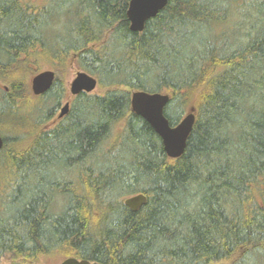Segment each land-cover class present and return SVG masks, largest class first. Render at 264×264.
I'll list each match as a JSON object with an SVG mask.
<instances>
[{"label":"trees","instance_id":"16d2710c","mask_svg":"<svg viewBox=\"0 0 264 264\" xmlns=\"http://www.w3.org/2000/svg\"><path fill=\"white\" fill-rule=\"evenodd\" d=\"M128 2L0 0V259L264 264V0H168L141 32ZM33 51L55 72L39 96L19 76ZM70 58L99 91L74 96L45 130ZM134 90L168 94L171 126L194 109L177 159L132 112ZM33 113L39 131L25 144ZM139 193L131 211L123 201Z\"/></svg>","mask_w":264,"mask_h":264},{"label":"water","instance_id":"95a60500","mask_svg":"<svg viewBox=\"0 0 264 264\" xmlns=\"http://www.w3.org/2000/svg\"><path fill=\"white\" fill-rule=\"evenodd\" d=\"M168 0H129L126 16L131 31L141 32L145 22L154 17ZM55 73L51 69L39 71L32 76L30 88L33 95L46 93L53 85ZM98 85L97 79L85 71L76 72L69 83V93L72 96L80 92L92 93ZM170 96L160 92H146L134 90L130 95V107L133 113L143 118L160 137L163 150L169 159H177L185 149L186 141L195 122L194 109L191 108L179 122L171 126L164 115V108ZM69 109V103L61 106L58 118L63 117ZM4 139L0 135V150L3 147ZM124 204L131 210H138L146 202L144 194L139 193L124 199ZM59 264H101L96 261L67 257Z\"/></svg>","mask_w":264,"mask_h":264},{"label":"rangeland","instance_id":"374dc122","mask_svg":"<svg viewBox=\"0 0 264 264\" xmlns=\"http://www.w3.org/2000/svg\"><path fill=\"white\" fill-rule=\"evenodd\" d=\"M46 1L47 0H22V2L29 3V4L35 5V6L36 5L45 4ZM34 54H35V51L30 52V54L26 55V58H25V63L26 64L25 65H21L22 72H21V75H19L20 77L25 78V79L27 78L28 80H31L33 74H35V73H37L39 71L46 70V69H51V70L54 71L52 62L47 57H44V56H41V55L34 56ZM66 64L67 65L64 68L65 71L64 72H60L59 71L57 76H56L58 79L63 81L66 91H65L64 97L61 99V102H60L57 110L55 111V117L58 115L59 109L61 108V106H63L65 102H69V101L72 100L73 96L69 93V83L73 79V77L75 76L76 72L82 71V69L77 65V63H76L74 58H70L67 61ZM5 83H7V81L5 82V80L0 76V90H1V88L3 86V84H5ZM53 90H56V88L54 87ZM98 91H99V89L97 87L93 91V93H96ZM47 102L48 103H46L45 107H49V106H51L53 104L52 96L47 97ZM39 103L40 102H38V104ZM35 104H36V102H30V105L28 104V106H24L22 108V111L24 112L25 109L30 108V106H34ZM40 105H42V103ZM190 109H191L190 107L187 108V110L185 111L184 115ZM23 112H22V114H23ZM194 113H195V111H194ZM36 117H37L36 113H35V115L33 113V116H31L30 118L27 117V119L30 122L27 123V125L25 124L26 126L24 127V128H26L25 130L28 133L27 137H25V139H24V143L25 144L27 142H29V140H31L35 136L37 131H39L38 130L39 128H38V126L36 124V122H38ZM0 127H4L5 128L7 126H5V125L0 123ZM6 130L10 131L9 129H6ZM2 133L4 135L7 134V132H5V131H2ZM14 134H16V133H14ZM1 176H2V172H1V169H0V177ZM4 188H5L4 187V180H0V192H2L0 196H2L3 193L5 192L6 188L5 189ZM63 200L64 199L61 196L56 197V199L54 200L55 203L52 205L53 212H59L60 211V209L62 208ZM61 259H62V257H60L57 252H53L52 254H50L49 256H46V257L45 256H40L36 261H31V263L32 264H59ZM11 262H12L11 255H6V256H4V257H2L0 259V264H10ZM209 264H231V262H230V260H217V261H212Z\"/></svg>","mask_w":264,"mask_h":264},{"label":"flooded vegetation","instance_id":"af4514ba","mask_svg":"<svg viewBox=\"0 0 264 264\" xmlns=\"http://www.w3.org/2000/svg\"><path fill=\"white\" fill-rule=\"evenodd\" d=\"M58 119H59V118L56 116V117H54L53 120H51L50 122L45 123V124H44V126H45V130H48L49 128L53 127V126L57 123Z\"/></svg>","mask_w":264,"mask_h":264},{"label":"bare ground","instance_id":"6f19581e","mask_svg":"<svg viewBox=\"0 0 264 264\" xmlns=\"http://www.w3.org/2000/svg\"><path fill=\"white\" fill-rule=\"evenodd\" d=\"M48 92V91H47ZM49 93V92H48Z\"/></svg>","mask_w":264,"mask_h":264}]
</instances>
